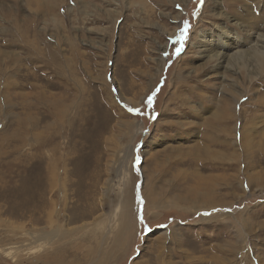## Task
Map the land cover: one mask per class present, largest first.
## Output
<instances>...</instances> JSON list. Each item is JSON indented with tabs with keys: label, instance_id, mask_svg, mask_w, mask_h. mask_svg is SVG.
<instances>
[{
	"label": "rangeland",
	"instance_id": "374dc122",
	"mask_svg": "<svg viewBox=\"0 0 264 264\" xmlns=\"http://www.w3.org/2000/svg\"><path fill=\"white\" fill-rule=\"evenodd\" d=\"M0 264H264V0H0Z\"/></svg>",
	"mask_w": 264,
	"mask_h": 264
},
{
	"label": "snow or ice",
	"instance_id": "6c2138e0",
	"mask_svg": "<svg viewBox=\"0 0 264 264\" xmlns=\"http://www.w3.org/2000/svg\"><path fill=\"white\" fill-rule=\"evenodd\" d=\"M201 3H203V0H201ZM187 31H188V28L186 26L185 29L181 32V38L179 40L175 41V43H177V44L180 45V47L176 49V52H177L178 55L181 54L182 51H183V48H184V39L186 37ZM148 103L150 105L153 103L151 97H149Z\"/></svg>",
	"mask_w": 264,
	"mask_h": 264
}]
</instances>
